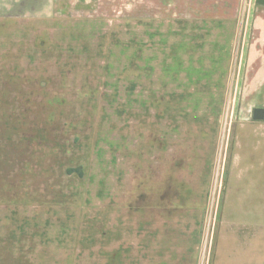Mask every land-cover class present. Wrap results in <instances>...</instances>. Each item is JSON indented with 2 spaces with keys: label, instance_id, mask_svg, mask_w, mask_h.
Masks as SVG:
<instances>
[{
  "label": "rangeland",
  "instance_id": "rangeland-1",
  "mask_svg": "<svg viewBox=\"0 0 264 264\" xmlns=\"http://www.w3.org/2000/svg\"><path fill=\"white\" fill-rule=\"evenodd\" d=\"M101 6L0 0V264H264V226H221L237 151L264 189V4Z\"/></svg>",
  "mask_w": 264,
  "mask_h": 264
},
{
  "label": "crops",
  "instance_id": "crops-1",
  "mask_svg": "<svg viewBox=\"0 0 264 264\" xmlns=\"http://www.w3.org/2000/svg\"><path fill=\"white\" fill-rule=\"evenodd\" d=\"M95 1V0H93ZM102 3L98 13L111 16L113 13L118 17H134L137 21L149 23L153 20L171 21H223L236 20L240 17L242 2L244 0H96ZM117 3V6H112ZM150 20V21H149ZM263 126L264 123H256ZM237 148H241L239 143ZM246 151V150H245ZM249 152V151H247ZM237 159L230 171L229 183L222 205L221 226L229 225L238 242L241 234L237 228H252L264 226V189L256 186L254 176L244 168L246 160L241 159L242 152L237 151ZM239 155V156H238ZM243 158H245L243 156ZM263 176L260 174L261 181ZM256 186V187H255ZM258 210V211H257ZM226 239V237H225ZM245 239V238H242ZM260 240V238H259ZM196 241V240H194ZM251 241V240H249ZM260 241L264 242L262 238ZM240 242V241H239ZM194 243V242H193ZM191 243V244H193ZM198 243V241H197ZM247 249L249 242L246 243ZM197 246V245H196ZM193 244L188 247L185 243L175 255L176 264H196L197 256ZM226 246V244H225ZM224 246V247H225ZM176 247H178L176 245ZM228 248V247H225ZM241 249V245L239 246ZM254 264V263H253Z\"/></svg>",
  "mask_w": 264,
  "mask_h": 264
},
{
  "label": "water",
  "instance_id": "water-1",
  "mask_svg": "<svg viewBox=\"0 0 264 264\" xmlns=\"http://www.w3.org/2000/svg\"><path fill=\"white\" fill-rule=\"evenodd\" d=\"M253 119L255 121L264 120V109H255L253 112Z\"/></svg>",
  "mask_w": 264,
  "mask_h": 264
},
{
  "label": "trees",
  "instance_id": "trees-1",
  "mask_svg": "<svg viewBox=\"0 0 264 264\" xmlns=\"http://www.w3.org/2000/svg\"><path fill=\"white\" fill-rule=\"evenodd\" d=\"M260 3L264 4V1L263 0H260Z\"/></svg>",
  "mask_w": 264,
  "mask_h": 264
}]
</instances>
